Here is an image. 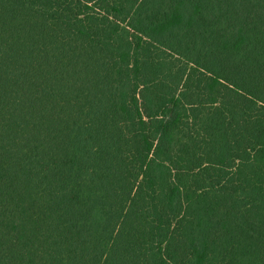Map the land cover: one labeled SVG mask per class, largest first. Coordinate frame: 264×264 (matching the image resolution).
Wrapping results in <instances>:
<instances>
[{
	"label": "trees",
	"instance_id": "1",
	"mask_svg": "<svg viewBox=\"0 0 264 264\" xmlns=\"http://www.w3.org/2000/svg\"><path fill=\"white\" fill-rule=\"evenodd\" d=\"M0 264H264V0H0Z\"/></svg>",
	"mask_w": 264,
	"mask_h": 264
}]
</instances>
